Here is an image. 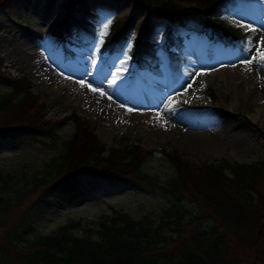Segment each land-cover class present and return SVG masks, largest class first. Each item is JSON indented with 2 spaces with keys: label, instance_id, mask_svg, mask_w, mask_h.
<instances>
[{
  "label": "rangeland",
  "instance_id": "374dc122",
  "mask_svg": "<svg viewBox=\"0 0 264 264\" xmlns=\"http://www.w3.org/2000/svg\"><path fill=\"white\" fill-rule=\"evenodd\" d=\"M67 1L36 0L25 15L16 8L0 7L3 70L29 81V91L47 110L42 118V110H28L24 122L27 130L18 138L0 139L1 175H14L11 183L20 187L28 175L42 173L47 162L60 152L62 141L74 131L68 118L72 112L94 124V133L106 147L133 142L146 149L174 148L194 164L223 159L251 164L261 160L264 63L246 61L264 51V11H257L255 17L231 13L215 20L225 27L250 33L244 46L239 43L240 46L233 47L149 15L132 0H75V19L86 23L88 31L96 32L95 40L86 44L62 39L68 33L58 24L66 16ZM166 1L202 12L200 0H153ZM204 17L209 20V16ZM116 21L127 23V40L110 51L105 48L106 38ZM141 31L147 41L160 45L156 68H140L129 55L133 40ZM169 33L182 40L177 48L188 57L175 81L168 74V58L162 47ZM170 51L177 53L174 46ZM258 76H262L261 82ZM10 90L0 79V95ZM15 112V119L20 118ZM41 123L55 125L59 135L55 142L42 132ZM207 135L218 143L216 148L205 143L189 144L186 140ZM142 171L151 176L142 188L124 184L98 193L81 192L74 203L56 205L45 217L34 220L32 230L49 233L71 220L97 221L117 209H124L134 218H156L171 200L162 186L174 174V168L164 156L153 155L145 159ZM28 201L9 211V221L20 216ZM261 204L264 207L260 201L254 207L255 213H251L255 220L262 211ZM183 205L195 210L192 203L183 201ZM251 235L254 243L228 232L230 248L224 256L237 257L233 264H253L257 257H262L264 264V221L252 228Z\"/></svg>",
  "mask_w": 264,
  "mask_h": 264
},
{
  "label": "trees",
  "instance_id": "16d2710c",
  "mask_svg": "<svg viewBox=\"0 0 264 264\" xmlns=\"http://www.w3.org/2000/svg\"><path fill=\"white\" fill-rule=\"evenodd\" d=\"M34 1L0 0V7L16 8L19 14L25 15ZM67 2L66 16L58 27L80 41H93L95 32L88 31L73 15L75 0ZM132 2L149 15L233 47L239 43L244 46L247 34L214 20L232 12L237 16L241 13L255 16L259 9H264V1L257 0H200V13L169 1ZM126 30V22H115L105 48L113 51L122 46L127 40ZM178 41L169 33L163 43L174 76L182 74L187 60L182 53L168 51ZM158 49L141 31L133 40L130 54L135 63L144 68L151 62L156 63ZM3 68L4 60L0 57V79L11 88L0 95V139L18 138L28 128L24 124L28 110H42L40 118L47 110L29 91V81L6 74ZM14 112L20 118L15 119ZM68 118L73 122L74 131L62 141L60 152L47 162L42 173L28 175L20 187L11 183L14 175L0 173V190L3 191L0 194V264H233L237 257L224 256L230 248L227 233L233 232L238 238L255 242L251 230L264 221L263 205L256 220L251 213H255L254 207L260 201L264 203V155L251 164L225 159L194 164L174 148L146 149L133 142L106 147L88 119L74 112ZM42 132L54 142L59 136L55 125H45ZM153 155L164 156L174 168V174L162 186L171 200L156 218L150 215L134 218L124 209H117L97 221L71 220L49 233L32 230L34 220L45 217L56 205L74 203L81 192L98 193L124 184L142 188L151 179L142 171V164ZM27 199L20 216L9 221V211L23 206ZM183 201L192 203L195 210L190 211ZM261 263L262 257L253 262Z\"/></svg>",
  "mask_w": 264,
  "mask_h": 264
},
{
  "label": "bare ground",
  "instance_id": "6f19581e",
  "mask_svg": "<svg viewBox=\"0 0 264 264\" xmlns=\"http://www.w3.org/2000/svg\"><path fill=\"white\" fill-rule=\"evenodd\" d=\"M262 76H258V81L261 82ZM186 140L189 142V144L194 143L195 145L198 144H206V145H210L213 147H217L218 143L213 140V137L211 135H207V136H201L200 138H192V137H187Z\"/></svg>",
  "mask_w": 264,
  "mask_h": 264
},
{
  "label": "snow or ice",
  "instance_id": "6c2138e0",
  "mask_svg": "<svg viewBox=\"0 0 264 264\" xmlns=\"http://www.w3.org/2000/svg\"><path fill=\"white\" fill-rule=\"evenodd\" d=\"M253 61L264 63V51L258 52V56L257 57H253L252 60L246 61V63H252Z\"/></svg>",
  "mask_w": 264,
  "mask_h": 264
}]
</instances>
